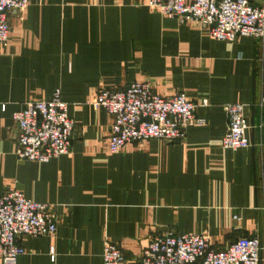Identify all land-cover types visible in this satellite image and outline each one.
<instances>
[{
	"label": "crops",
	"instance_id": "0c3cea01",
	"mask_svg": "<svg viewBox=\"0 0 264 264\" xmlns=\"http://www.w3.org/2000/svg\"><path fill=\"white\" fill-rule=\"evenodd\" d=\"M9 22L10 43L0 46V196L18 190L49 204L58 225L54 237H23L26 254L16 264H103L107 243L134 261L167 230L209 236L218 250L250 236L264 245L259 40L218 42L144 0H31ZM140 81L162 96L182 91L197 104L206 100L195 112L205 123H192L184 141L132 143L110 154L112 118L89 101L99 89ZM58 89L76 122L70 154L46 164L19 161L13 113ZM229 103L245 105L248 149L222 147Z\"/></svg>",
	"mask_w": 264,
	"mask_h": 264
},
{
	"label": "built area",
	"instance_id": "2783aa9c",
	"mask_svg": "<svg viewBox=\"0 0 264 264\" xmlns=\"http://www.w3.org/2000/svg\"><path fill=\"white\" fill-rule=\"evenodd\" d=\"M145 5L162 17L176 18L181 24L197 23L218 42L234 43L240 38L253 37L264 48V4L250 0H144ZM31 0H0V46L10 43L11 12L23 13ZM89 105L104 108L112 118L107 139L108 152L117 154L127 145L159 140L167 143L184 141L192 123L197 120L198 107H208L206 100L195 103L186 93L172 96L156 93L149 82L132 83L125 90L99 89ZM264 107V96L260 100ZM5 110V105L2 106ZM228 119L222 140L225 150L238 151L251 147L250 125L245 105H224ZM18 128L16 157L19 161L49 163L70 154L76 122L69 114V104L56 90L50 100L27 101L13 113ZM236 221L241 217L235 216ZM58 225L52 207L35 202L21 191L0 196V259L4 264H16L26 254L21 239L25 236L54 237ZM51 259H56L51 248ZM103 264H264V245L257 236L241 237L225 249L213 248L206 235L178 234L167 230L156 235L143 250L140 258L130 261L122 248L107 243Z\"/></svg>",
	"mask_w": 264,
	"mask_h": 264
}]
</instances>
